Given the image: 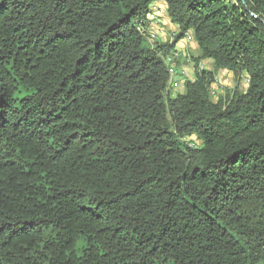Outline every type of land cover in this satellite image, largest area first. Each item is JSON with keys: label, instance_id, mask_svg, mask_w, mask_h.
<instances>
[{"label": "trees", "instance_id": "trees-1", "mask_svg": "<svg viewBox=\"0 0 264 264\" xmlns=\"http://www.w3.org/2000/svg\"><path fill=\"white\" fill-rule=\"evenodd\" d=\"M158 1L0 0V264H264V0ZM189 33L245 92L171 98Z\"/></svg>", "mask_w": 264, "mask_h": 264}, {"label": "rangeland", "instance_id": "rangeland-1", "mask_svg": "<svg viewBox=\"0 0 264 264\" xmlns=\"http://www.w3.org/2000/svg\"><path fill=\"white\" fill-rule=\"evenodd\" d=\"M165 23L164 26L159 27V35L153 45L173 44L176 42V36L174 37V34L176 33L175 31L178 30L177 27L171 24L169 20ZM146 43L148 44L147 41ZM175 48L181 53L183 67L186 69L185 81H193L196 70L210 71L215 77L216 83L212 86V90L215 93L212 96L214 101H217L218 98L224 99L226 96H231L234 92L243 93L246 91L248 87V78L245 74H236L228 70H215L213 62L210 60H200L198 68H196L197 63L195 59L199 57L200 52L194 38L190 42H187L185 38H183L176 43ZM175 70L179 71L180 68L177 67ZM184 86L185 85H182L176 90H171V98L182 95L185 91ZM186 141L189 142L191 146H201V142L195 136L187 138Z\"/></svg>", "mask_w": 264, "mask_h": 264}, {"label": "built area", "instance_id": "built-area-1", "mask_svg": "<svg viewBox=\"0 0 264 264\" xmlns=\"http://www.w3.org/2000/svg\"><path fill=\"white\" fill-rule=\"evenodd\" d=\"M167 16V6L164 0H160L149 6L146 19L141 24H138L139 34L148 42L149 45H153L158 35L154 30V26L159 23L160 19ZM174 37L178 35V30L175 31ZM187 42L193 40V35L191 33L187 34L185 37ZM162 61L166 66L167 74L169 77L167 84V91L176 90L184 85L186 69L183 67V61L181 60V53L174 48L170 53L162 57ZM179 67L180 70L176 71L175 68ZM216 83V79L214 84ZM213 84V85H214ZM212 85V86H213ZM211 95L215 93L210 90Z\"/></svg>", "mask_w": 264, "mask_h": 264}, {"label": "crops", "instance_id": "crops-1", "mask_svg": "<svg viewBox=\"0 0 264 264\" xmlns=\"http://www.w3.org/2000/svg\"><path fill=\"white\" fill-rule=\"evenodd\" d=\"M168 20L167 16L160 19L159 23L154 26V30L157 32V35H159V27L164 26L166 21ZM158 29V30H157Z\"/></svg>", "mask_w": 264, "mask_h": 264}, {"label": "water", "instance_id": "water-1", "mask_svg": "<svg viewBox=\"0 0 264 264\" xmlns=\"http://www.w3.org/2000/svg\"><path fill=\"white\" fill-rule=\"evenodd\" d=\"M239 1H241L242 3H244V0H239Z\"/></svg>", "mask_w": 264, "mask_h": 264}]
</instances>
